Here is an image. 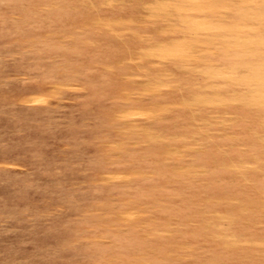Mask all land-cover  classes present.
<instances>
[{
  "label": "rangeland",
  "instance_id": "374dc122",
  "mask_svg": "<svg viewBox=\"0 0 264 264\" xmlns=\"http://www.w3.org/2000/svg\"><path fill=\"white\" fill-rule=\"evenodd\" d=\"M0 264H264V0H0Z\"/></svg>",
  "mask_w": 264,
  "mask_h": 264
}]
</instances>
